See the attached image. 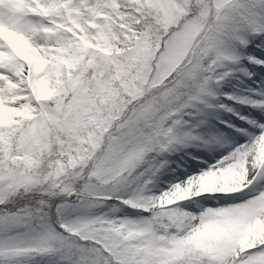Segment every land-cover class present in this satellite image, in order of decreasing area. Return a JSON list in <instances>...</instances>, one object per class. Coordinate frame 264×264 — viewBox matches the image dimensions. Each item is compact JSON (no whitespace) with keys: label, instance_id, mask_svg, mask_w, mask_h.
I'll use <instances>...</instances> for the list:
<instances>
[{"label":"snow or ice","instance_id":"snow-or-ice-1","mask_svg":"<svg viewBox=\"0 0 264 264\" xmlns=\"http://www.w3.org/2000/svg\"><path fill=\"white\" fill-rule=\"evenodd\" d=\"M0 264H264V0H0Z\"/></svg>","mask_w":264,"mask_h":264}]
</instances>
